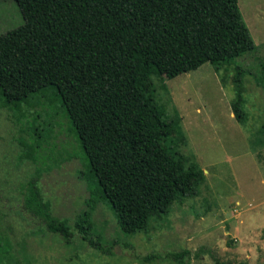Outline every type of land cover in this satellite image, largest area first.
Wrapping results in <instances>:
<instances>
[{
	"label": "trees",
	"instance_id": "trees-1",
	"mask_svg": "<svg viewBox=\"0 0 264 264\" xmlns=\"http://www.w3.org/2000/svg\"><path fill=\"white\" fill-rule=\"evenodd\" d=\"M15 1L24 23L0 35L1 102L20 112L40 94L54 109L52 119L59 106L82 143L91 201H108L124 232L147 231L172 202L194 196L203 178L166 145L177 128L157 101L153 79H172L206 63L215 70L236 65L241 87L240 59L257 45L239 0ZM232 110L245 124L241 91ZM34 124V143L21 141L33 160L54 136V129L43 135ZM26 203L50 231L72 235L65 223L50 218L36 190ZM74 229L91 248L111 253L95 237L89 212ZM156 258L145 256L144 262ZM0 264H21L5 235H0Z\"/></svg>",
	"mask_w": 264,
	"mask_h": 264
},
{
	"label": "rangeland",
	"instance_id": "rangeland-1",
	"mask_svg": "<svg viewBox=\"0 0 264 264\" xmlns=\"http://www.w3.org/2000/svg\"><path fill=\"white\" fill-rule=\"evenodd\" d=\"M239 5L257 45L239 60L245 70L241 87L236 65L215 70L206 63L172 79H153L157 101L177 128L166 145L203 178L194 196L172 202L147 231L124 232L108 201H91L82 143L59 106L52 119L54 109L43 95L20 112L0 99V235L10 237L21 264H264V84L258 79L264 65V0H239ZM23 23L17 2L0 0V35ZM239 91L245 124L232 110ZM33 124L43 135L54 129L34 160L21 145L34 143ZM32 189L50 218L65 223L72 235L50 231L43 216L27 209ZM86 212L95 237L111 253L91 248L75 231ZM149 255L157 258L144 262Z\"/></svg>",
	"mask_w": 264,
	"mask_h": 264
}]
</instances>
